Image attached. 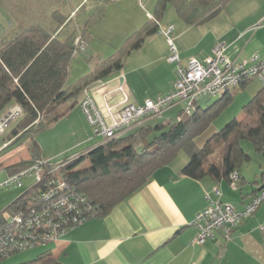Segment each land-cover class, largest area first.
Wrapping results in <instances>:
<instances>
[{
	"label": "crops",
	"instance_id": "obj_1",
	"mask_svg": "<svg viewBox=\"0 0 264 264\" xmlns=\"http://www.w3.org/2000/svg\"><path fill=\"white\" fill-rule=\"evenodd\" d=\"M25 1L21 0V2ZM89 1L79 0L74 6H69V12H63L68 17L66 23L70 24L79 11L86 9L84 15L75 19L72 27V31L76 29L78 34L83 31L89 17L93 14L91 9L102 4V0H95L90 9L87 8ZM111 3L123 8L121 17L129 21L128 28H126L128 33L126 36H129L152 17L156 0H114L106 4L105 10ZM7 7L9 14H6V19H14L13 29L19 25L22 28L24 19L20 24V19L15 21L14 12L10 14V11H15L14 5H7ZM252 8L258 10L259 3L254 2ZM262 10L257 14L258 19L254 22L256 27L260 26L257 23L264 19ZM53 13L54 11L52 21H50L52 26L49 22L50 27L54 26V22L56 23ZM105 16L101 21L91 25L90 34L82 32L83 35L85 34L83 38L87 42V52L79 53L73 60V63L77 62V65H72V72L80 69L75 80L88 72L98 62V59L108 57L103 56L104 43L93 44L101 33L100 24ZM182 21L184 23L175 20L171 25L168 21L163 22L162 19L160 23V27L164 30L173 27V38L180 49L181 64L186 65L193 57L204 61L218 44L224 43L222 36L216 33L215 25L197 29L200 24L189 25L183 19ZM54 27L57 28V23ZM247 27L239 30L236 42L241 40L243 31L249 29ZM209 30L212 35L207 39ZM70 33L65 31L62 36L65 37ZM120 45L121 43L116 47L119 48ZM200 46H204V49H199ZM262 46L263 44L260 45ZM260 47L259 49H264ZM200 51H203V56L199 53ZM236 52L228 53V56L232 59L243 60L239 59L238 54L234 55ZM168 55L167 35L161 31L149 35L142 47L131 52L121 70L113 71L106 77L91 81L81 92L77 104L72 106L74 100H70L64 105V108L71 107L69 113L55 122L52 127L57 129L67 124L68 134L72 137H79L70 149L89 141L91 143L89 148L103 143L104 139L93 143L92 139L98 136L94 135L78 103L86 91L95 96L108 118L118 113L126 103L142 104L147 98L156 99L172 91L177 80V64L170 62ZM82 66H86L85 71H82ZM180 103L184 107V103ZM180 103L170 106L161 115L148 122L156 119L165 122L176 121L172 117L178 119L179 114L183 113V107L182 110L177 107ZM78 112L82 114L92 131V134L87 132L89 134L87 137L80 133L79 127L75 126L72 121ZM163 115L171 118L168 121L159 120ZM243 117L244 112L238 118ZM137 127H133L120 136L127 135ZM216 132L214 130L212 134H209L203 144H200L197 138L198 146H204ZM217 150H219L218 160H215L217 152L215 151L210 155L207 165L222 164L223 149ZM82 152H74L71 157ZM255 152L263 156H251L247 162L253 160V163L245 162L242 165L240 168L242 182L237 189H234L228 178L224 176L215 178L209 174L195 179L183 174L182 169L190 161V156L181 152L170 163L154 172L141 189L119 203L107 215L85 221L54 242L34 247L28 251L24 250L22 252L26 253L12 257L7 263L19 264L36 258L43 251L51 250L63 264H264V200L260 207L244 219L229 236L223 231H217L214 237L200 243L196 241L198 229L193 225L197 213L208 205L207 194L213 199L218 198L215 193L216 187H219L222 192L221 200L233 204L238 210H243L252 197L259 193L264 184L261 176L264 172V153L256 150Z\"/></svg>",
	"mask_w": 264,
	"mask_h": 264
},
{
	"label": "trees",
	"instance_id": "obj_2",
	"mask_svg": "<svg viewBox=\"0 0 264 264\" xmlns=\"http://www.w3.org/2000/svg\"><path fill=\"white\" fill-rule=\"evenodd\" d=\"M111 1L114 0H102L98 11L89 17L83 33L90 34L91 25L104 18L105 6ZM229 2L157 0L151 18L127 36L115 52L98 59L88 72L73 82L68 81L73 60L79 53L87 52V47L79 51L75 40L81 36L85 41V34H78L75 29L67 36H61L60 32L69 24L66 23L68 17L61 10L53 13L57 23L54 32L40 24L17 31L13 29V20L7 19L12 21V26L8 27L0 15V21L6 25H0V115L14 103L24 109V115L14 123L16 125L8 140L11 142L3 152L66 116L71 107L63 106L70 100H74L72 106L77 104L81 92L91 81L121 70L131 52L142 47L149 35L160 31L168 4L175 7L187 24L195 25L217 16ZM249 81H243L240 85L244 88ZM237 92L235 87L208 107L199 105L192 114H179L176 121H147L127 135L104 141L63 161L59 176L67 185L66 191L74 194L77 211L83 213L82 217L87 220L107 215L181 152L190 156L182 173L192 178L200 179L211 174L215 178L224 176L230 181L232 172L237 170L240 174L242 165L251 159L250 152L242 145L244 140L250 141L256 151L264 153V86L243 106V118L234 117L214 133L204 146L197 144V138L234 102ZM219 148L223 149L222 164L207 165L210 155ZM34 160L7 165L6 169L14 173L30 166ZM85 162L86 165L80 167ZM261 176L264 179V172ZM241 182L240 174L239 187ZM35 189L30 188L12 202V209L26 202ZM19 264L63 263L51 250H46L36 258Z\"/></svg>",
	"mask_w": 264,
	"mask_h": 264
},
{
	"label": "built area",
	"instance_id": "obj_3",
	"mask_svg": "<svg viewBox=\"0 0 264 264\" xmlns=\"http://www.w3.org/2000/svg\"><path fill=\"white\" fill-rule=\"evenodd\" d=\"M4 23L0 21V25L4 26ZM6 25L12 26V21H7ZM160 31L168 37V60L177 64L174 89L156 99L147 98L142 104L126 103L111 118L104 113L95 96L86 91L79 105L95 136L104 138V141L119 137L180 102L184 103L183 114H192L198 109L201 98L222 96L246 80L259 79L264 86V57L258 53L249 59H232L227 54L228 45L220 43L204 61L193 57L184 65L181 64L180 50L173 38V27L165 30L160 28ZM75 44L79 51L87 47L81 36L76 38ZM23 115L24 109L17 103L0 115V139ZM1 141L0 154L11 142ZM62 162L54 164L50 160L37 159L30 166L14 173L8 172L6 178L0 179V190L12 185L24 187L25 180L29 178L33 183L25 191L36 188L26 202L12 209L11 219L0 214V260L20 251L54 242L87 221V218L82 217L83 213L77 211L73 202L74 194L66 191L67 185L59 176ZM239 180L240 174L235 170L231 173L230 180L234 189L239 187ZM215 193L217 199L207 194L208 205L197 213L193 222L198 229L196 241L200 243L214 237L217 231H223L229 236L264 200L262 188L243 210H238L233 204L221 200L222 192L219 187L215 188Z\"/></svg>",
	"mask_w": 264,
	"mask_h": 264
},
{
	"label": "rangeland",
	"instance_id": "obj_4",
	"mask_svg": "<svg viewBox=\"0 0 264 264\" xmlns=\"http://www.w3.org/2000/svg\"><path fill=\"white\" fill-rule=\"evenodd\" d=\"M78 1L79 0H26L25 2H21V0H0V15L2 19L7 22L8 20L6 19V14H9V11L7 10V5H14L15 11H10V14L14 12L13 17L15 18V21L20 19V24L22 19H24L22 28H28L32 25H36V23H39L51 32H54L56 30V27H54L56 26V23L54 22L53 27H50L49 25V22L52 21V12L57 9L61 10L62 12H69V6H74ZM94 1L95 0H90L87 3V8L91 9L92 7L90 6L93 5ZM254 2L259 3L258 10L252 8V4ZM98 9L99 7L95 6V8L93 7V9L91 10L95 12L98 11ZM262 9H264V0H230L227 6L221 12H219L217 16L201 23L200 26L197 27V29H199V27H206L207 25H215L214 28L216 33L221 35L222 42L228 45L227 54L233 51H237L234 55L238 54L240 56L239 59L243 60L249 59L250 57H252V55H254V53H258L259 55L264 57V49H259L260 45L262 44L263 46L260 48H264V19L257 23L260 25L258 27H256V24L254 23L258 19L257 14H259ZM85 11V8L82 11H79L77 17L74 18L70 24H68L66 29H64L60 35L62 36L65 31L70 33L75 23V19H78L79 17L84 15ZM105 12V19L100 24L101 35H98V39L100 40H94L93 44L104 43L103 56H109L110 54L115 52V50L118 49L116 45L120 43L122 45L123 41L127 37L126 35L128 33L126 28H128L129 21L121 17V15L123 14V8H120L119 5L117 6V4L111 3L110 6H107ZM12 20L14 21L13 18ZM175 20L184 23L178 15L175 7L172 4H168L166 13L163 17V22L168 21V23L173 25V22ZM25 21L28 22L26 23ZM235 26H237L238 28H236ZM246 27L249 29L243 31L244 33L241 36L242 38L240 37L241 40H238L239 42H236L235 39L238 36L239 30L244 29ZM15 28L17 29V31L22 30L20 25ZM211 35V31L209 30L207 39ZM199 49H204V46H200ZM202 52L203 51L199 52L201 53V56H203ZM81 58L84 59L83 56H81ZM75 64L77 65V62L73 63L72 65L75 66ZM85 67L86 66L81 67L82 71L86 70ZM77 70L78 69L72 72L71 68L68 79L69 82H73V80H75L76 76L79 74L77 72H79L80 69L78 71ZM262 86L263 83L259 79H253L250 80L244 88L241 85L236 87L238 92L234 102L221 114V116H219L212 123L211 127L204 134L198 137L199 143L203 144L208 138L209 134H212L214 130L215 132L220 130L222 126H224L228 121L232 120V118H234L235 116H241L243 114L244 104L248 102V100H250L256 94V92L260 88H262ZM219 97L220 96H205L201 98L198 102L200 106L205 108L211 105L212 103L216 102ZM177 107L178 109L182 110L183 104L180 103ZM175 113L176 112H174V114ZM170 118H167L166 115H163L159 120L164 119L168 121V119ZM172 119L176 120V117H172ZM72 121L75 126L79 127L80 133L83 134L84 137H87L89 135L87 134V132L92 134L89 125L85 122L82 114H80L79 112L77 116L73 118ZM156 121H158V119L150 123H155ZM15 125L16 124H13L10 128L6 130L5 134L0 139L2 140L1 142L9 140V134L11 133ZM68 132L69 127L67 124H64L62 128L57 129L53 128L51 125L49 128L37 133L34 136H28V138L24 139L22 143L16 144L11 149L1 153L0 179H4L8 176V170L6 169L7 165L23 162L24 160H34L36 157L37 159L38 157H40V159L46 160L51 159V163L58 164L59 162L71 158L74 152H82L88 149L89 146H91V143L89 141L86 144H81L80 146H77L74 149H70L71 146H73L72 144H74L73 142H75L79 137H72L70 134H68ZM101 138L102 137H94L92 139L94 140L93 143L101 142L104 139ZM242 144L251 153V156H263V154H257V152H255L254 147L250 141L244 140ZM216 151L217 152L215 160L217 161L219 157V150ZM247 163H253V160ZM85 165L86 162L83 163L80 167H83ZM32 183V179L29 178L25 180L24 187H16L12 185L0 190V214L11 219L13 212L10 204L14 202L17 198H19L25 192V190L31 186ZM31 249L33 248H30L28 250ZM23 253L26 252H17L15 254H12L9 258H4L6 260L2 259L0 264H8L7 262L9 259L17 255H21Z\"/></svg>",
	"mask_w": 264,
	"mask_h": 264
}]
</instances>
